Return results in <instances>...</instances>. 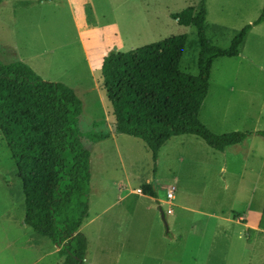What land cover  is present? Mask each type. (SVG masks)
I'll return each mask as SVG.
<instances>
[{"label":"rangeland","instance_id":"1","mask_svg":"<svg viewBox=\"0 0 264 264\" xmlns=\"http://www.w3.org/2000/svg\"><path fill=\"white\" fill-rule=\"evenodd\" d=\"M82 1L4 0L0 62H25L42 79L67 84L83 104L80 130L111 135L100 142L82 138L91 155L84 264H264V137L257 135L264 131V23L251 30L238 57L215 61L200 113L216 134L253 135L225 152L197 136L173 137L155 166L142 140L113 133L112 106L98 84L101 67L113 51L183 34L196 40L193 26L170 15L199 7L201 0H87L92 18H81L86 30L80 33L75 7ZM206 7L208 38L228 47L260 17L264 0H206ZM197 59L187 47L180 69L196 75ZM151 182L162 201L137 195ZM169 188L175 189L171 205ZM24 217L21 180L0 134V264H61L60 248Z\"/></svg>","mask_w":264,"mask_h":264},{"label":"trees","instance_id":"2","mask_svg":"<svg viewBox=\"0 0 264 264\" xmlns=\"http://www.w3.org/2000/svg\"><path fill=\"white\" fill-rule=\"evenodd\" d=\"M170 17L181 26H193L196 40L189 41L183 34L127 52L113 51L104 58L98 80L112 106L113 133L142 140L155 166L161 148L173 137L197 136L212 149L225 152L253 134H216L202 122L200 113L215 61L240 55L251 30L264 23V8L228 47L214 44L206 34V0ZM187 47L198 52L196 75L180 69ZM82 113L81 99L67 84L42 79L25 62H0V134L21 180L23 222L60 248L61 264H84L87 257L88 240L81 229L89 217L91 155L82 138L100 142L111 136L94 130L83 133L78 125ZM257 135L264 137V131ZM140 190L159 198L152 182Z\"/></svg>","mask_w":264,"mask_h":264},{"label":"crops","instance_id":"3","mask_svg":"<svg viewBox=\"0 0 264 264\" xmlns=\"http://www.w3.org/2000/svg\"><path fill=\"white\" fill-rule=\"evenodd\" d=\"M90 3L91 2H89V1H87V0H84V1H82V2H80V4H78L77 5V7H75V11L77 10V9H79V11H80V14L78 13V16H76L75 17V25H76V28H77V30L81 33V32H83L84 30H86V28L85 27H83L82 26V23H81V18L83 17H85L86 18V22L88 21V20H90L92 17H90V14L92 15V11H93V9H92V7L90 6ZM83 11V12H82ZM211 40V39H210ZM215 44V43H214ZM216 45H218L217 43H216ZM3 64V63H2ZM7 64H9V63H7ZM253 135V134H252ZM170 189V188H169ZM23 191V190H22ZM141 191V190H140ZM158 192V191H157ZM137 195L138 196H140V197H145V195H143L142 194V192L141 193H137ZM149 197V196H148ZM151 198V197H150ZM153 199V198H152ZM162 201L161 199H154V201ZM160 207H162V206H160ZM172 210V214H174V211H173V209H171ZM172 214H170V215H172ZM248 215V214H247ZM240 219L241 220H243L244 221V226L246 225V226H250L248 223H247V220L244 218V217H240ZM251 227V226H250ZM57 249H58V247H56ZM58 251V250H57ZM57 253V252H56ZM56 253H53V254H55L56 255ZM54 256V255H53Z\"/></svg>","mask_w":264,"mask_h":264},{"label":"built area","instance_id":"4","mask_svg":"<svg viewBox=\"0 0 264 264\" xmlns=\"http://www.w3.org/2000/svg\"><path fill=\"white\" fill-rule=\"evenodd\" d=\"M167 204L168 205H171L172 204V201L175 199V189L174 188H170L167 192ZM167 213L170 215L172 214V210L171 209H168L167 210Z\"/></svg>","mask_w":264,"mask_h":264},{"label":"water","instance_id":"5","mask_svg":"<svg viewBox=\"0 0 264 264\" xmlns=\"http://www.w3.org/2000/svg\"><path fill=\"white\" fill-rule=\"evenodd\" d=\"M160 213L162 215V219L165 221V214H164L162 207H160Z\"/></svg>","mask_w":264,"mask_h":264}]
</instances>
